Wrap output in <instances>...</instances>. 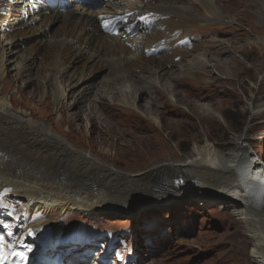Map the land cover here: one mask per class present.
<instances>
[{"label": "bare ground", "instance_id": "bare-ground-1", "mask_svg": "<svg viewBox=\"0 0 264 264\" xmlns=\"http://www.w3.org/2000/svg\"><path fill=\"white\" fill-rule=\"evenodd\" d=\"M225 1L229 0H0V32H3L0 36V249L5 261L17 262L16 259L20 258L29 264H41L42 256L48 255L45 264H56L50 254L58 248L55 232L46 235L45 245L43 237V245L35 248L36 251L28 240L24 242L19 238V226L23 220L18 213H11V208L21 197L25 198L33 215L57 210L92 215L101 204L112 200L126 204L130 193H134L132 188L138 187L145 190L143 194L148 205H152L151 201L169 203L182 195L185 202L191 205L194 202L199 209L219 203L220 207L228 209L224 214L226 221L230 224L236 222L243 229L251 243L250 256L255 264H264L262 157L249 154L248 143L244 140L238 139L235 147H227L212 141L208 134L205 140H195L189 152L168 154L165 151L168 139L178 137L179 126L194 125L192 119L204 126V122L212 123L219 118L217 113L222 114L211 109V103L202 104L194 100L205 97L200 96V92L196 93L198 88L200 91L213 88L215 82L212 78L195 76L182 83L187 84L188 90L196 88V91L173 94L178 79L165 77V67L186 51L188 47L178 40L188 35L195 23L209 24L230 18L229 5ZM230 1L240 3L242 0ZM253 3L258 7L249 17L264 18V0ZM116 19L119 21L117 32L106 31L105 25ZM53 23H58L57 30L53 32L57 39L51 40L49 49H42L41 39L30 48L33 58L41 54L47 63L45 79L58 84L59 94L65 96L63 81L73 66L81 77L69 87L79 86L77 98L87 101L90 109L102 103L103 98L113 101L109 93L122 92L121 101L134 109L127 114L138 122L136 129L144 131L143 137L137 138L133 133L128 139V143H135L137 156L136 145H140L144 159H151L144 170L123 171L107 164L91 151L77 148L70 137L86 138V135L76 132L71 114L67 116L57 110L58 118H55L49 114L46 104L27 109L19 98L7 93L11 88L5 67L7 49L27 33H45ZM144 23H149L152 29L145 27L141 31ZM4 28L10 29L12 34L4 33ZM153 48L158 52L153 53ZM218 50L227 54L231 48L222 45ZM86 53L89 57L81 62ZM200 61L203 67L210 65L208 60L203 63L202 58ZM221 64V59H217L215 66L219 68ZM104 67L120 73L107 88L93 90L92 75ZM29 68L28 63L22 62L17 69L20 74H27ZM140 68H156L157 73L145 85L139 88V84L131 92L137 81L133 82L134 73ZM181 68L187 73L192 70ZM2 82L8 85H2ZM167 106H172L174 113L181 118L167 117ZM263 113V106H254L251 110L254 118ZM127 127H120L121 138L115 134L118 140L124 141L128 135ZM164 134L167 137L164 138ZM107 141L101 134L86 140L91 146ZM183 145L177 143V147ZM165 176L171 178L165 179ZM161 178H164L161 182H166L163 186L169 185L170 189L153 193ZM212 193L217 196L213 197ZM53 223L47 220L39 227ZM95 244H98L96 239L89 244L68 245L61 261L63 264H86L98 260L93 254L76 256L80 248L92 246L93 252L99 251L98 255L103 259L97 264H104L107 262L104 257L110 256L111 250Z\"/></svg>", "mask_w": 264, "mask_h": 264}, {"label": "rangeland", "instance_id": "rangeland-1", "mask_svg": "<svg viewBox=\"0 0 264 264\" xmlns=\"http://www.w3.org/2000/svg\"><path fill=\"white\" fill-rule=\"evenodd\" d=\"M229 1H225V4L229 5L230 18L214 20L209 24L195 23L188 35L181 36L178 40L184 47H188L186 53L176 57V63L165 67L167 69L165 77L172 76L178 79L173 94L180 92L182 95L189 90L196 91V88L188 90L187 84L182 83L195 76L212 78L215 82L213 88L201 91L198 88L199 91L196 93L200 92V96L205 97L194 100L202 104L211 103V109L222 114L217 113L219 118L212 123L204 122V126L195 119H192L194 125L188 123L186 127L179 126L178 137L168 139L165 145L168 154L173 151L189 152L195 140H205L208 134L212 141L225 144L227 147H235L238 139L244 140L248 143V153L261 156L264 160V113L255 118L251 116L254 106H263L264 111V18L249 17L258 7L253 3L257 0H242L240 3ZM142 27L144 28L141 31H144L145 27L147 30L152 29L149 23H144ZM57 28L58 23H53L48 26L45 33L43 31L27 33L17 38L7 49L5 67L11 86L7 93L19 98L22 106L27 109L47 105L49 114L55 118H58L57 110H61V113L67 116L71 114L74 127L77 128L76 132L86 135V138L70 137V141L77 148L91 151L107 164L123 171L144 170L151 159H144L140 145H136L139 151L137 156L136 150L134 151L135 143L133 145L128 143L129 135L132 136L134 133L135 137L141 138L144 131L136 129L135 125L138 122L127 114L134 109L121 101L122 92L109 93L113 101L103 98L102 103L90 109L87 101L77 98L76 91L79 86L69 87L81 77L79 71L73 70V66L68 69L69 72L67 71L63 81L66 88L65 96L59 94L58 84L45 79L47 63L43 61L41 54L33 58L30 48L41 39L42 49L47 51L52 45L51 40L57 39L53 33ZM4 33L11 35L12 31L4 28ZM2 34L3 32H0V36ZM135 34H132L133 38ZM222 45H228L231 51L227 54L220 53L218 49ZM162 46L164 47V44ZM152 52L158 51L153 48ZM86 57H89V53L83 56L81 62ZM202 58L203 63L208 60L206 62H210V65L205 67L200 65ZM217 59H221L220 69L215 66ZM22 62L29 64L27 74L18 72V65ZM181 67L192 70L187 73L182 71ZM144 69L135 71L133 82L137 80L136 87H133L131 92H134L139 84V88L145 85V82L157 73L156 68ZM117 72L106 67L95 70L92 75L95 86L93 90L107 88L120 73ZM8 83L2 82V85ZM165 110L167 117L181 118V115L174 113L172 106L165 107ZM44 120L48 121V118ZM124 125L129 126L127 130L125 129L128 135L124 137V141L118 140L115 134L121 138L120 127ZM99 134L108 140L107 143L91 146L86 142L87 138ZM164 136L167 137L166 134ZM178 142L184 145L177 147ZM169 178L171 177L165 176V179ZM163 180L164 178H161L157 183ZM132 191L134 193L133 195L130 193V199L126 204L112 200L101 204L92 215L65 210L42 211L33 215L23 197L14 203L11 213H18V217L23 220L19 226V238L24 242L28 240L29 245L34 246L33 249L43 245V238L39 236L36 227L44 221H53L52 229L56 236L55 244L58 246L53 256L60 260L61 255L67 253L68 245L75 247L83 242L89 244L96 239L98 244L95 246L109 247L111 250L110 256L104 257L107 259L104 264H255L250 256L251 243L242 232L243 229L236 222L230 224L226 221L224 214L228 213V209L220 207L219 203L213 207L199 209L196 203L193 202L191 205L185 202L182 195L169 203L148 205L145 203V190L133 187ZM212 196L217 195L212 193ZM33 230L35 235L30 236ZM79 251L77 257L93 254L98 260H103L100 258L101 255H98L99 251L93 252L92 246H84ZM35 258L39 257L35 255ZM44 259L45 257L40 259L41 264H44ZM98 260L88 261L86 264H97Z\"/></svg>", "mask_w": 264, "mask_h": 264}, {"label": "water", "instance_id": "water-1", "mask_svg": "<svg viewBox=\"0 0 264 264\" xmlns=\"http://www.w3.org/2000/svg\"><path fill=\"white\" fill-rule=\"evenodd\" d=\"M170 188L169 187H165L162 191H168ZM156 191V190H155ZM158 192V191H157ZM157 192H153V193H157ZM154 196V195H153ZM158 201L156 202H150V204H154V203H157Z\"/></svg>", "mask_w": 264, "mask_h": 264}]
</instances>
